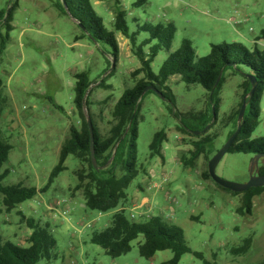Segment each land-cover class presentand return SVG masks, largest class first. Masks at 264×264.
<instances>
[{
    "label": "rangeland",
    "instance_id": "obj_1",
    "mask_svg": "<svg viewBox=\"0 0 264 264\" xmlns=\"http://www.w3.org/2000/svg\"><path fill=\"white\" fill-rule=\"evenodd\" d=\"M91 1L105 27L113 31L115 21L110 8L115 0ZM173 1L150 0L145 7L136 9L133 5L137 0H124L121 9L127 15L131 32L145 24H174L177 32L171 52L178 51L183 40H190L197 59L207 57L211 46L216 44H241L251 51L254 47L249 42L258 39L264 31V0H187L190 6H175ZM15 3L16 0H0V12L11 13ZM59 3L60 0H18L13 13L14 30L0 62V80L4 84L0 94V133L13 146L3 168L9 172L2 183L6 187L23 185L42 189L47 186L71 128H79L81 123L74 103L75 74L86 73L94 84L105 80L106 85L111 86V90L94 87L90 97L96 126L102 135H107L112 126L114 104L134 86L130 72L141 65L135 56L126 57V48L121 47L115 67L109 47H100L88 40L76 42L82 30L75 20L61 14ZM1 34L5 36V30ZM119 38L123 45L125 38L121 34ZM147 38L146 34H141L139 43ZM155 44L157 42L151 46ZM149 49L150 46L145 47L144 51L147 53ZM168 56L166 50L159 53L152 65L155 74ZM114 69V75L109 77ZM246 75L249 72L244 67L237 74L233 70L224 74L216 124V113L207 91L199 85H186L178 76L168 82L174 105L155 93L141 101L138 114L140 173L127 192L129 199L139 193V202L149 198L159 206L156 214L180 227L189 247L201 255V258L186 255L180 264H260L264 260V194L254 199L251 216L237 214L242 198L202 179V171L207 167L204 157L193 166L183 164V157L190 158L186 151L193 150L195 139L178 131L182 125L174 116L176 112L182 115L204 113L207 119L211 118L210 134L218 137L212 151L215 156L227 142L231 128L222 121L241 102V86ZM110 96L111 101L106 102ZM51 100L62 110L56 109ZM261 109V123L253 139L264 137V98ZM85 113L88 115L87 111ZM160 131L167 134L162 151L164 161L160 157L152 158L150 153L153 137ZM254 158V155L228 153L216 174L223 180L246 184ZM263 163L264 160L260 161L259 167ZM66 167L67 171L49 191L14 210L5 208L0 195V236L5 241L28 247L27 239L32 231L25 219H35L49 223L57 241L52 260L38 264H163L172 260L170 251L158 253L153 261L141 258L139 243L144 241L143 237L132 244L130 254L115 260L91 244L92 234L103 230V223L114 211L103 217L87 208L82 193L72 197L71 189L78 184L81 164L70 156ZM124 174V171L119 173ZM64 200L66 204L61 203ZM74 201L79 209L69 214ZM130 210L126 209V214H130ZM137 212L131 213L137 215ZM99 217H103L102 222H98ZM87 223L90 228L84 229ZM249 240L252 244L247 253L237 255Z\"/></svg>",
    "mask_w": 264,
    "mask_h": 264
},
{
    "label": "trees",
    "instance_id": "obj_2",
    "mask_svg": "<svg viewBox=\"0 0 264 264\" xmlns=\"http://www.w3.org/2000/svg\"><path fill=\"white\" fill-rule=\"evenodd\" d=\"M123 1L115 0L117 12L113 31H109L105 27L103 19L96 13L91 0H60L58 5L62 15L71 17L78 23L80 29L83 27L85 30L76 38V42L88 40L97 46L109 47L112 51L110 56L116 67L120 59V47L116 35L121 34L130 42L132 54L140 61L141 67L132 74L134 86L124 92L113 108L111 113L112 126L109 133L102 135L99 132L91 113L90 97L94 87L111 90V86H107L105 80L94 84L86 73L75 74L74 103L81 123L79 128H71L70 136L62 146L59 164L52 171L47 186L37 189L23 185L7 187L2 185L9 175V172L3 171V168L10 158L13 146L0 133V195H2L3 205L8 211L35 200L39 195L49 191L56 180L67 171L66 161L70 156H73L80 162L81 168L77 172L78 184L71 189L72 197H76L77 193H82L86 206L91 211L101 214L118 211L108 228L92 235L91 244L100 247L108 257L115 260L130 254L133 249L132 244L143 237L144 241L139 243L141 258L153 260L158 253L170 251L173 253L172 260L163 264H180L182 258L189 254L201 258L199 253L194 252L189 247L185 233L180 227L171 224L160 216H150L148 219L134 221L127 216L124 208L119 211L128 202L127 191L140 173L138 166V114L142 99L149 94H154V92L147 91L144 97L143 93L152 87L162 93L163 97L174 105L175 98L168 82L171 78L178 76L186 85H199L207 91L210 102L215 109L216 124L220 105V84L224 80V74L228 70H233L234 74H237L242 67L248 69L249 75L256 79L258 87L253 98L248 100L242 131L228 153L264 156V137L253 139L254 133L260 126L262 116L264 49L258 44L251 51L241 44H216L211 46L210 54L207 57L197 59L192 42L183 40L180 49L172 53L171 48L177 32L175 25L172 23L145 24L138 26L136 32H131L126 20L127 15L121 9ZM149 2L150 0H137L133 8H143ZM17 6L18 0H16L8 17L7 11L0 12V33L5 30V36L0 35V62L10 41V33L14 30L12 26L13 13ZM141 34H146L148 38L139 43L138 38ZM259 41H264V31L261 32ZM153 42H157V44L151 46ZM148 46L150 49L146 53L144 48ZM162 50L168 51L169 56L159 73L155 74L152 65ZM115 69L109 77L114 75ZM221 75V82L215 88ZM3 87L4 84L0 80V94ZM91 87L93 88L91 89ZM241 89V102L237 109L222 121L225 126L231 128L227 141L237 131L238 116L244 98L252 90L249 79L245 78ZM110 98L111 96L106 99V102L111 101ZM51 102L56 109L62 110L52 100ZM174 116L182 125V127H178V131L195 139L192 142L193 150L189 152L190 158L185 159L183 157V164L193 166L200 157H204L207 167L201 177L206 182L214 183L209 175L208 164L214 157L212 151L218 137L210 134L213 126L204 133L212 119H207L204 113L182 115L176 112ZM88 118L93 124V145L98 169L94 167L92 162V141ZM195 132H199L200 135L196 136ZM166 141L167 134L165 131H160L154 135L150 145L152 158L160 157L164 161L162 151ZM121 171L125 172L123 176L119 175ZM259 175L264 176V163L260 167ZM218 187L234 197L242 198L241 206L237 209V214L242 217L253 214L254 199L264 194V188L251 189L247 193L236 194ZM25 220L32 231L27 239L29 246L15 245L5 241L0 236V264H38L43 260L51 261L54 257L53 252L57 248V241L51 233L49 223L43 224L35 219ZM251 244L252 241L249 240L244 248L236 252L237 255L246 254ZM260 264H264V260Z\"/></svg>",
    "mask_w": 264,
    "mask_h": 264
},
{
    "label": "water",
    "instance_id": "obj_3",
    "mask_svg": "<svg viewBox=\"0 0 264 264\" xmlns=\"http://www.w3.org/2000/svg\"><path fill=\"white\" fill-rule=\"evenodd\" d=\"M10 15V12L7 11V17ZM82 31H85L83 27H81ZM115 66V64H114ZM246 78L249 79V81L251 82L252 85V90L249 93V95H247L244 98V102L243 105L241 107L239 116H238V122H237V131L234 133V135L226 142V144L223 146V148L218 151L216 153V155L210 160L209 164H208V171H209V175L211 177V179L213 180V182L220 186L221 188L228 190L232 193H236V194H244L247 193L248 191H250L251 189H259V188H264V176L259 175L260 172V161L264 160V156H255L252 166H251V172H250V180L248 183L246 184H236V183H232L226 180L221 179L217 174H216V170L217 167L219 166L220 162L223 160V158L228 154V152L230 151L231 147L233 146V144L235 143L236 139L238 138V136L240 135L242 128H243V121L246 115V111H247V107H248V100L252 99L253 96L255 95V92L257 90L258 84L256 79L253 76L250 75H246ZM222 79V75L219 77L215 88L218 87V85L220 84ZM93 87H91L92 89ZM147 91H153L156 95H159L163 100L167 101L162 93H160L158 90L150 87L148 88L144 93H143V97L145 95V93ZM90 92V91H89ZM88 92V94H89ZM88 95L86 96L85 100H84V104L86 102ZM215 111V109H214ZM88 124H89V128H90V134H91V141H92V162L93 165L96 169L97 168V161L95 159V151H94V131H93V124L92 121L88 118ZM211 128V126H208L205 130L204 133H206L209 129ZM196 136H199L200 133L199 132H195L194 133Z\"/></svg>",
    "mask_w": 264,
    "mask_h": 264
},
{
    "label": "crops",
    "instance_id": "obj_4",
    "mask_svg": "<svg viewBox=\"0 0 264 264\" xmlns=\"http://www.w3.org/2000/svg\"><path fill=\"white\" fill-rule=\"evenodd\" d=\"M98 2H100V0H98ZM173 2H175V6H178V5H185L187 4L188 6H190V4H188L189 2L186 0H174ZM192 7H195V6H192ZM194 9H197L196 7ZM110 12H111V17L114 18V21H115V16H116V7H115V3H113V5L111 6L110 8ZM232 21H235L234 19ZM117 36V40L119 42V47H120V53H121V47L122 48H126V57L128 58H131V57H134V55L132 54V49H131V45H130V42L125 38V41L123 42V45L120 44L121 42V39L119 38V34L116 35ZM123 37V36H122ZM124 38V37H123ZM263 41H259L258 42V39H253V41L249 42L251 45H253V47H255L256 44H258L262 49H264V43H262ZM254 49V48H253ZM141 67V65H140ZM139 67V68H140ZM138 68V69H139ZM136 69V70H138ZM136 70H133L130 72V76L132 78V74L133 72H135ZM243 85V84H242ZM94 87V86H93ZM264 98V97H263ZM116 104V103H115ZM114 104V106H115ZM262 104V103H261ZM79 118V117H77ZM19 140V139H18ZM17 141V140H16ZM187 153L190 152V150L186 151ZM163 156L165 158V155L163 153ZM180 161V159H179ZM202 174H203V171H202ZM201 174V175H202ZM76 199V198H75ZM139 193H136L134 194L133 198H128V202L124 204V206L122 208L119 209V211H121L123 208L126 210V209H131L130 211H135L137 210V215L140 216V220H143V219H148L150 216H159L156 214V212L158 211L159 209V206H156L155 204H153L152 202H150V199L149 198H144V199H141L140 202H139ZM71 203V202H70ZM71 204H73L72 206H70L69 208V214H73V212H75V209H79L78 207V204L74 201L72 202ZM86 204V202H85ZM118 211H114V213H112V217L109 219V220H105V223H103V230L108 228L109 225L111 224L112 220H113V217L115 216V214L117 213ZM130 214H127V216L130 218L131 216V213ZM102 216H107L106 214H102ZM103 217L102 218H97V220H99L98 222H102L103 220ZM101 219V221H100ZM98 222H95V223H98ZM50 225V224H49ZM90 224L87 223L84 227V229H86L87 227H89ZM98 226V225H97ZM52 228V227H51ZM90 228V227H89ZM95 233V232H94ZM93 233V234H94ZM92 234V235H93ZM92 237V236H91ZM91 240V238H90ZM156 257L153 259L155 260ZM152 260V261H153ZM117 264V263H115Z\"/></svg>",
    "mask_w": 264,
    "mask_h": 264
},
{
    "label": "built area",
    "instance_id": "obj_5",
    "mask_svg": "<svg viewBox=\"0 0 264 264\" xmlns=\"http://www.w3.org/2000/svg\"><path fill=\"white\" fill-rule=\"evenodd\" d=\"M36 203H37L38 206H41V203H40V202H36ZM61 203H62V204H66L67 201L64 200V201H62ZM59 205H60V204H59ZM59 205H58V206H59ZM34 214L36 215L37 212L34 211ZM130 219H131V220H134V221H139V220H140V216H137L136 214L132 213L131 216H130Z\"/></svg>",
    "mask_w": 264,
    "mask_h": 264
}]
</instances>
